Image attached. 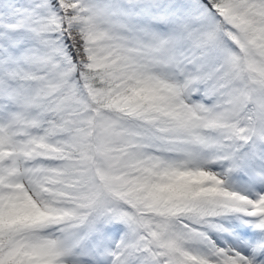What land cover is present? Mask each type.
Listing matches in <instances>:
<instances>
[{
	"label": "snow or ice",
	"instance_id": "obj_1",
	"mask_svg": "<svg viewBox=\"0 0 264 264\" xmlns=\"http://www.w3.org/2000/svg\"><path fill=\"white\" fill-rule=\"evenodd\" d=\"M0 264H264V0H0Z\"/></svg>",
	"mask_w": 264,
	"mask_h": 264
}]
</instances>
